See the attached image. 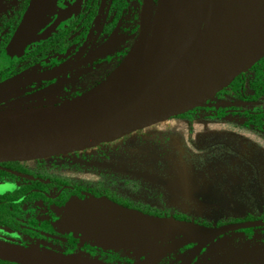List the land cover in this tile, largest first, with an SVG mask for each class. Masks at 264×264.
Masks as SVG:
<instances>
[{"label": "water", "instance_id": "95a60500", "mask_svg": "<svg viewBox=\"0 0 264 264\" xmlns=\"http://www.w3.org/2000/svg\"><path fill=\"white\" fill-rule=\"evenodd\" d=\"M149 3L143 1L137 62L129 78L60 107L1 121L0 164L32 163L82 153L189 114L215 99L264 59V0H210L203 29L177 60L169 43V15L163 0H159L147 61ZM54 7L55 0H31L13 46L23 47ZM113 210L135 232H172L182 237L181 244H197L184 264L220 235L263 224L207 229ZM0 260L13 264H84L17 247L0 251Z\"/></svg>", "mask_w": 264, "mask_h": 264}, {"label": "rangeland", "instance_id": "374dc122", "mask_svg": "<svg viewBox=\"0 0 264 264\" xmlns=\"http://www.w3.org/2000/svg\"><path fill=\"white\" fill-rule=\"evenodd\" d=\"M208 1L174 0L185 24L181 41L192 36L189 19L205 12ZM257 105L264 108V100ZM235 106L240 105L217 97L190 116L224 110L230 114ZM27 164L30 170L100 185L134 205L161 209L165 220L179 214L190 223L215 226L250 215L264 224V135L243 129L235 119L219 123L174 118L93 150ZM88 198L86 203L93 207L106 202ZM79 207L75 204L70 212H83Z\"/></svg>", "mask_w": 264, "mask_h": 264}, {"label": "trees", "instance_id": "16d2710c", "mask_svg": "<svg viewBox=\"0 0 264 264\" xmlns=\"http://www.w3.org/2000/svg\"><path fill=\"white\" fill-rule=\"evenodd\" d=\"M206 7L199 26L193 29L191 39L182 50L187 49L194 36L203 29L210 0ZM217 97L232 106H240L233 107L230 114L224 110L218 113L208 111L199 118L190 116L194 112H202L206 103L175 119L189 122L204 119L221 123L231 118L242 123L243 129L264 135V108L257 105L264 100V59L238 77ZM27 165L0 164L2 245L57 255L84 264H141L150 258L151 261L146 264H184L197 247L195 243L181 244L182 237L172 232H135L119 213L112 214V217H118L123 222L121 226L103 234L98 233L100 230L87 231L91 223L100 226V218L90 214L93 206L86 203V199H90L88 197L106 201L98 206L100 209L96 211L99 214L104 206L106 209H123L163 219L162 210L143 204L134 205L124 196L100 185L89 186L51 173L37 172L30 170ZM77 203L83 212L79 209V212L71 213L70 208ZM171 218L169 220L174 222L207 229L256 222L250 215L232 224L217 223L215 226L190 223L179 214H173ZM0 264L13 263L0 260ZM186 264H264V224L220 235Z\"/></svg>", "mask_w": 264, "mask_h": 264}, {"label": "flooded vegetation", "instance_id": "af4514ba", "mask_svg": "<svg viewBox=\"0 0 264 264\" xmlns=\"http://www.w3.org/2000/svg\"><path fill=\"white\" fill-rule=\"evenodd\" d=\"M143 1L55 0L53 11L37 25L29 41L14 47L31 0H0V122L60 107L128 79L137 62ZM163 2L169 15V43L177 60L192 36L181 41L185 29L181 11L174 0ZM158 3L150 0L147 10V61ZM202 15L203 11L189 19L190 34ZM98 209L90 210L100 218L98 233L123 224L110 209L103 206L100 214ZM0 246L1 252L12 247Z\"/></svg>", "mask_w": 264, "mask_h": 264}]
</instances>
